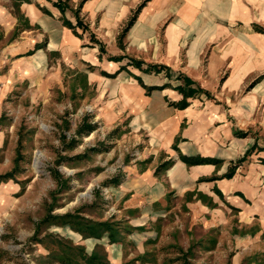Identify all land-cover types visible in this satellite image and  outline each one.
<instances>
[{"label":"rangeland","instance_id":"rangeland-1","mask_svg":"<svg viewBox=\"0 0 264 264\" xmlns=\"http://www.w3.org/2000/svg\"><path fill=\"white\" fill-rule=\"evenodd\" d=\"M28 1L0 0L3 7H13L10 15L17 20L14 29L5 25L6 31L10 29L8 33L3 30L4 24L0 25V176H8L0 179V264H64L66 255L77 259L70 245L80 246L87 255L96 251L106 264H264V233L260 234L258 225L248 221L252 218L244 214L245 206L237 207L238 200L247 202L239 192L225 196L214 186L213 195L199 189L182 196L170 193L163 205L153 204V213L148 217L141 215L142 209L125 208L126 197L121 195L118 185L128 167L136 164L143 168L150 164L153 150L146 134L137 131L131 125L132 117L126 116L123 95L116 93L117 83L127 84L125 78L129 76L135 79L132 68L145 73L132 61L140 62L143 69L168 68L169 71L145 74L160 73L172 84L184 85L180 77H186L166 65L145 62L139 47L128 46L129 31L150 0H132L128 13L116 16L119 25L112 44L96 33L102 16H97L91 24L90 18L82 14L88 0H47L60 12L63 27V20H69L72 15L75 22H69L74 27L77 15L86 29L65 27L82 44L79 43L76 51H65L64 56L63 49L48 53V65L41 70L33 69L41 55L36 52L42 48L38 45L33 49L23 46L17 48V53L14 49L5 54L21 31L30 28L18 8L20 3ZM57 1L64 9L63 14L54 5ZM42 10L53 18L50 12ZM3 18L6 16H0V23ZM170 21L171 18L161 20L158 30L147 32L149 38L161 42ZM110 22L107 20L104 25ZM257 23L252 29L264 34V24ZM112 50L122 52L117 57L125 58L116 71L114 64L120 61L109 60L116 57L111 55ZM96 52L100 64L94 66L88 60ZM205 56L206 51L202 59ZM122 67L125 69L120 71ZM113 73L120 74L114 77ZM224 78L225 75L218 79L219 85ZM167 84L170 86L165 88L173 89ZM237 135L242 137L245 133ZM171 149L178 152L176 143ZM164 154L160 151L159 159ZM36 157L37 169L34 168ZM182 157H188L179 153L187 168L195 166L187 165ZM203 159L211 161L199 165L209 164L214 172L199 178L197 184L208 188L204 182L224 178L245 156L242 162L238 163L241 158L227 167L222 166V160ZM172 163V160L163 161L155 174L164 173ZM165 164L168 165L163 167ZM222 167L226 171L218 174ZM234 196L236 202L232 200ZM66 214L73 215L68 224H64ZM80 218L111 222L117 242L111 243L107 234L99 239L84 238L75 231L81 227Z\"/></svg>","mask_w":264,"mask_h":264},{"label":"crops","instance_id":"crops-1","mask_svg":"<svg viewBox=\"0 0 264 264\" xmlns=\"http://www.w3.org/2000/svg\"><path fill=\"white\" fill-rule=\"evenodd\" d=\"M131 1L88 0L82 14L90 18L91 24L97 16H102L96 33L112 44L119 25L116 16L127 14ZM18 8L19 15L28 20L30 28L21 31L5 54L9 55L14 49L17 53V48L23 46L33 49L38 45L42 48L36 52L41 55L33 69L41 70L48 65V53L63 49L64 56L65 51H76L79 43L82 44L61 25L60 12L47 0H29L20 3ZM42 9L50 12L53 18L46 16ZM12 10L11 5H0V16H6L0 25L4 24L6 33L17 23L16 18H11ZM262 15L264 0H150L143 8L129 31L128 46L139 47L140 56L147 63L163 64L174 72L180 71L193 80L191 88H200V91L188 97L187 106L179 109L170 105V102L178 103L183 99L174 89L153 90L146 95L145 89L132 76L125 78L127 84L122 82L119 86L117 83L116 93L119 91L123 95L126 116L132 117L131 125L137 131L146 134L153 150L150 164L143 168L136 164L128 167L118 185L121 195L126 197V209H142L141 215L148 217L153 213V204L163 205L167 194L182 196L199 189L213 195L211 190L215 186L225 196L232 191L241 193L246 203L241 204L235 196L232 200L237 201L239 208L245 206L244 214L252 218L248 221L258 225L260 234L264 233V34L252 29L259 21L264 24ZM165 18L171 21L165 26L161 42L149 38L147 32L158 30ZM68 19L73 21V15ZM107 20L112 22L105 26ZM6 24L10 28L7 31ZM113 51L110 52L112 56L123 55ZM204 51L206 56L202 59ZM98 54L96 52L88 62L94 66L100 64L96 58ZM121 62L114 64L115 71ZM131 72L145 86L170 83L173 88L182 84H172L160 73L149 75L133 68ZM224 75L219 85L218 79ZM94 77L99 78L97 74ZM251 84L253 86L246 90ZM239 132L245 135H237ZM174 143L178 152L171 149ZM160 151L165 153L163 159L158 157ZM179 153L188 158L219 159L224 167L244 156L245 159L231 179L204 182L208 186L204 188L197 181L211 176L213 167L206 164L187 168L180 161ZM165 160H172V165L156 175V168ZM225 171L222 167L218 174ZM110 250L113 253L114 246Z\"/></svg>","mask_w":264,"mask_h":264},{"label":"trees","instance_id":"trees-1","mask_svg":"<svg viewBox=\"0 0 264 264\" xmlns=\"http://www.w3.org/2000/svg\"><path fill=\"white\" fill-rule=\"evenodd\" d=\"M24 1H27V0H24ZM57 8L60 9V11L62 12V14L64 13V9L61 7V3H58V1L54 4ZM76 18H77V22H76V25L77 27H81L83 28L84 30L86 29V27H84L81 22L79 21V18L78 16L76 15ZM63 25L67 28H70V29H73V25L69 22V20H66L64 19L63 20ZM131 25V24H129ZM75 35H78L77 32H75V30H73ZM94 38L92 37V40ZM125 58L124 57H111L109 60H114V61H122L124 60ZM132 61V60H131ZM130 63H135V66L140 69L141 71L145 72V73H149L150 71H154L157 72L162 69H166L167 71L168 68H165L164 66L163 67H159L157 68L156 66H150L146 69H143L141 67V63L140 62H136V61H132ZM125 68H120V71L121 70H124ZM167 77H170L169 74H167ZM113 77V76H112ZM180 78H183V81H184V85H178L176 87H173L174 90L178 91L180 94L183 95V99L181 101H179L178 103H170L172 106L174 107H177L179 109H183L184 107H186L187 105V102H186V98L188 97H192L196 92L197 90L195 89H192L191 88V85L193 84L188 78L186 77H180ZM135 79L138 81V83L143 86L144 88H146V92L149 93L150 91L152 90H162L163 88H165L166 86H170L169 84H164L163 86H160V87H146L143 82L141 81L140 78L138 77H135ZM172 87V86H171ZM183 162H185L187 165L191 166V165H199V164H204L206 162H210L211 160H208V159H203L201 157H196V158H185V157H182L181 158ZM243 161V158L241 160L238 161L239 162H242ZM168 164H165L163 167L167 166ZM237 167V165H233L229 170L228 172L222 176V177H226V178H230L232 177V174H234L235 172V168ZM8 179V176L6 175H3V176H0V179L3 180V179ZM216 179V178H214ZM212 180L211 178L207 181H210ZM219 196H221V193L216 189L215 191ZM189 196V194L187 195ZM73 218V215L71 214H66L64 215V224H68V219H72ZM79 219V218H78ZM82 220V222H80V225L81 227L80 228H76L75 231L79 234H81L82 236H84V238H88V237H93V238H97L99 239L101 236H103L104 234H107L109 239H110V242L111 243H114V242H117V237H115V233H114V230L112 228V225H111V222H107V221H101V222H93V221H89V220H84V218H80ZM78 221V220H76ZM69 249H71L75 255L77 256V259L73 260V259H70L71 256H64V261L63 263L64 264H68L69 262H71V264H80L79 261L82 262V264H106V261L104 259H101V256L98 255L96 253V251H94L91 255H87L83 252V249L80 248V246H68Z\"/></svg>","mask_w":264,"mask_h":264},{"label":"bare ground","instance_id":"bare-ground-1","mask_svg":"<svg viewBox=\"0 0 264 264\" xmlns=\"http://www.w3.org/2000/svg\"><path fill=\"white\" fill-rule=\"evenodd\" d=\"M38 164H39V160H38V157H36V161H35V164H34V168L35 169L38 168Z\"/></svg>","mask_w":264,"mask_h":264}]
</instances>
